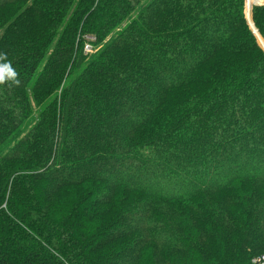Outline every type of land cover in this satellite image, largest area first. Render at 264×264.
Here are the masks:
<instances>
[{"label":"trees","instance_id":"trees-1","mask_svg":"<svg viewBox=\"0 0 264 264\" xmlns=\"http://www.w3.org/2000/svg\"><path fill=\"white\" fill-rule=\"evenodd\" d=\"M257 39L244 0H0V264L264 254Z\"/></svg>","mask_w":264,"mask_h":264},{"label":"rangeland","instance_id":"rangeland-1","mask_svg":"<svg viewBox=\"0 0 264 264\" xmlns=\"http://www.w3.org/2000/svg\"><path fill=\"white\" fill-rule=\"evenodd\" d=\"M256 1V2H255ZM259 1V2H258ZM244 0V15H245V18H246V21H247V23L249 24V26H250V29H251V26H254V23H253V20H252V9L254 8V6H263L264 5V0ZM249 2H251L250 3V5H249ZM249 14H250V16H249ZM254 28H255V26H254ZM256 29V28H255ZM252 30V29H251ZM257 30V29H256ZM253 31V33L256 35V37L258 38L257 40H258V43H259V45L261 46V48L264 50V41H263V39H262V37L260 36V34L258 33V31H256V32H254V30H252ZM86 42H88V41H86ZM89 43V44H88ZM88 43H86L85 44V47H84V49H86V46L88 45V49H86L87 51H90V50H92V43L91 42H88ZM236 186H238V187H236L235 189H234V191H235V195L236 194H238V192L239 193H241L243 190H250L251 188H252V185L249 183V182H247V181H245V182H243L242 184H241V182L240 183H238ZM263 187H264V185H263ZM71 191H67V192H65V194H67V193H70ZM213 193V195H216V194H218L219 193V190H217V191H215V192H209V194H210V199H211V194ZM237 196V195H236ZM212 200V199H211ZM4 205H5V203H4ZM261 255V254H260ZM264 255V254H263ZM259 256V255H258ZM257 257V256H256ZM255 258V257H254Z\"/></svg>","mask_w":264,"mask_h":264},{"label":"clouds","instance_id":"clouds-1","mask_svg":"<svg viewBox=\"0 0 264 264\" xmlns=\"http://www.w3.org/2000/svg\"><path fill=\"white\" fill-rule=\"evenodd\" d=\"M17 75V71L12 67L11 62L6 59V54L0 52V85L18 83Z\"/></svg>","mask_w":264,"mask_h":264},{"label":"built area","instance_id":"built-area-1","mask_svg":"<svg viewBox=\"0 0 264 264\" xmlns=\"http://www.w3.org/2000/svg\"><path fill=\"white\" fill-rule=\"evenodd\" d=\"M256 2V1H255ZM251 2H249L250 5ZM88 45L86 46V49H88ZM251 264H264V255L261 254L255 258L252 259Z\"/></svg>","mask_w":264,"mask_h":264},{"label":"water","instance_id":"water-1","mask_svg":"<svg viewBox=\"0 0 264 264\" xmlns=\"http://www.w3.org/2000/svg\"><path fill=\"white\" fill-rule=\"evenodd\" d=\"M251 29L254 30V32H256L257 30L254 28V26H251Z\"/></svg>","mask_w":264,"mask_h":264},{"label":"bare ground","instance_id":"bare-ground-1","mask_svg":"<svg viewBox=\"0 0 264 264\" xmlns=\"http://www.w3.org/2000/svg\"><path fill=\"white\" fill-rule=\"evenodd\" d=\"M258 1V0H257ZM259 2V1H258Z\"/></svg>","mask_w":264,"mask_h":264}]
</instances>
